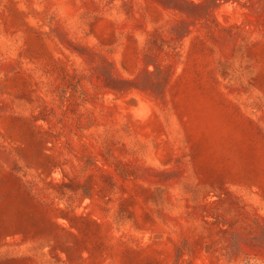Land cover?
I'll use <instances>...</instances> for the list:
<instances>
[{
	"label": "rangeland",
	"instance_id": "rangeland-1",
	"mask_svg": "<svg viewBox=\"0 0 264 264\" xmlns=\"http://www.w3.org/2000/svg\"><path fill=\"white\" fill-rule=\"evenodd\" d=\"M0 264H264V0H0Z\"/></svg>",
	"mask_w": 264,
	"mask_h": 264
}]
</instances>
